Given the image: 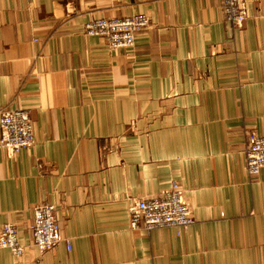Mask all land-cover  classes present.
<instances>
[{"label": "crops", "instance_id": "crops-1", "mask_svg": "<svg viewBox=\"0 0 264 264\" xmlns=\"http://www.w3.org/2000/svg\"><path fill=\"white\" fill-rule=\"evenodd\" d=\"M246 2L234 27L222 0H0V110L28 109L36 134L0 146V230L28 245L0 264H264V169L245 156L264 135V0ZM132 14L152 21L133 47L85 32ZM173 181L195 222L132 229V202ZM41 203L70 249L32 244Z\"/></svg>", "mask_w": 264, "mask_h": 264}, {"label": "built area", "instance_id": "built-area-1", "mask_svg": "<svg viewBox=\"0 0 264 264\" xmlns=\"http://www.w3.org/2000/svg\"><path fill=\"white\" fill-rule=\"evenodd\" d=\"M227 20L234 27H242L248 17L246 0H222ZM152 21L146 14H132L124 17L94 18L85 25L88 35L106 39L111 49L133 47L136 38L150 28ZM0 146L9 154H15L36 143L35 125L28 109L0 110ZM246 169L256 176L264 169V135L255 132L247 134L245 146ZM132 229H146L151 232L165 227L187 229L195 222L192 208L178 181L162 192L134 200L129 207ZM32 244L45 252L64 243L68 249L71 241L61 232L56 205L41 203L34 208V219L29 226ZM0 248H8L16 258L23 257L28 245L20 239L15 223H5L0 230Z\"/></svg>", "mask_w": 264, "mask_h": 264}]
</instances>
